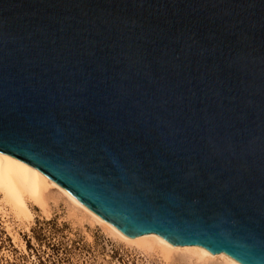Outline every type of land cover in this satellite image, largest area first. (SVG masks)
Instances as JSON below:
<instances>
[{
  "label": "water",
  "instance_id": "1",
  "mask_svg": "<svg viewBox=\"0 0 264 264\" xmlns=\"http://www.w3.org/2000/svg\"><path fill=\"white\" fill-rule=\"evenodd\" d=\"M0 153L129 237L264 264V0H0Z\"/></svg>",
  "mask_w": 264,
  "mask_h": 264
},
{
  "label": "rangeland",
  "instance_id": "2",
  "mask_svg": "<svg viewBox=\"0 0 264 264\" xmlns=\"http://www.w3.org/2000/svg\"><path fill=\"white\" fill-rule=\"evenodd\" d=\"M55 195L50 194L56 201L49 200L48 214L33 210L28 227L9 218L26 251L15 244L0 215V264H224L220 260L202 263L180 253L166 259L159 251L147 253L126 245L100 226L91 225L84 214L74 212L64 198Z\"/></svg>",
  "mask_w": 264,
  "mask_h": 264
},
{
  "label": "bare ground",
  "instance_id": "3",
  "mask_svg": "<svg viewBox=\"0 0 264 264\" xmlns=\"http://www.w3.org/2000/svg\"><path fill=\"white\" fill-rule=\"evenodd\" d=\"M52 192L58 197L64 198L71 210L84 214L91 225L100 226L107 234L126 245H135L147 253L159 251L166 259L173 256L174 253H180L191 260L196 259L202 263L220 260L224 264H239L223 252L212 253L199 245H173L156 233L129 237L36 168L8 154L0 153V215L4 218L2 220L7 231L13 237V241L18 244H16L17 246H21L24 251H26L24 241L21 240L18 230L12 226L13 222L9 218L12 217L14 223L17 222L18 225L23 224L28 227L33 221L35 208L48 214ZM52 200L56 201L55 199ZM82 217L80 218L82 219Z\"/></svg>",
  "mask_w": 264,
  "mask_h": 264
}]
</instances>
